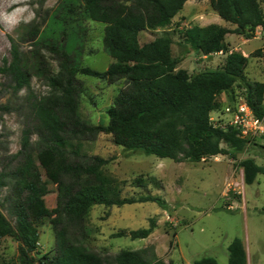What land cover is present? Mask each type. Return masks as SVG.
<instances>
[{"label": "trees", "instance_id": "trees-1", "mask_svg": "<svg viewBox=\"0 0 264 264\" xmlns=\"http://www.w3.org/2000/svg\"><path fill=\"white\" fill-rule=\"evenodd\" d=\"M189 0H62L49 16L43 30L27 36L37 41L41 36L46 47L59 59L60 72L51 79L56 91L52 97L30 104L33 127L23 131L22 148L14 156V166L0 170V190L10 186V211L13 225L0 208V241L6 237L18 243L19 264H165L148 260L142 252L123 250L113 258H105L89 250L84 239L90 235L86 219L92 207L124 206L156 203L167 209L160 196L123 197L115 184L104 178L102 168L109 162L100 156L86 162L72 158L69 151L77 138L93 140L99 134L111 135L115 145L125 151L170 159L175 162H200L207 157L244 153L249 141L237 129L215 126L212 112L220 107L219 97L233 92L235 86L246 89L245 100L253 113L264 118V83H251L245 70L248 58L229 52L226 36L230 33L247 38L258 28L264 29V11L259 0H210L214 11L226 22L236 26L232 31L217 25L184 32V42L191 50L204 56L227 54L220 69L189 74L177 67L180 61L172 55L173 39L162 34L141 45L143 31L168 27ZM104 24V51L112 58L105 71L82 67L79 19ZM166 33V32H165ZM69 36L72 44L68 43ZM13 59L5 60L0 74L11 77L15 92L30 87V62L13 42ZM77 74L106 80L111 84L125 79L114 105L107 111V125H87L80 119ZM2 107V106H1ZM9 110L8 107H3ZM37 137V152L32 137ZM226 144L228 148L222 145ZM40 162L38 164L37 162ZM244 183L252 185L264 167L254 159L241 160ZM43 172L51 174L58 185L57 207L45 211L54 224V253L39 254L40 233L31 209L48 192ZM138 187L141 180L134 182ZM42 214V217L43 215ZM156 228L154 219L148 228L122 233L133 240L146 239ZM229 264H248L243 240L236 238L228 247ZM196 264H218L214 258H203Z\"/></svg>", "mask_w": 264, "mask_h": 264}, {"label": "rangeland", "instance_id": "rangeland-1", "mask_svg": "<svg viewBox=\"0 0 264 264\" xmlns=\"http://www.w3.org/2000/svg\"><path fill=\"white\" fill-rule=\"evenodd\" d=\"M62 0H0V66L12 61L13 42L30 62V87L15 92L11 77L0 74V170L14 166V156L22 148L23 131L33 127L30 104L55 94L51 79L60 72L59 59L46 47L41 36L37 41L27 38L36 29L43 30L49 16ZM264 11V0H259ZM16 8H27L17 23L3 20L4 13ZM31 18L29 19V17ZM79 19L82 47V67L105 71L112 58L104 51L105 25L89 19ZM210 25L234 30L235 25L223 20L212 8L210 0H189L182 11L165 29L143 31L141 45L155 40L162 34L173 39L172 55L180 61L177 70L189 74L204 70L220 69L227 54L204 56L191 50L184 42V32L190 28L203 29ZM166 32V33H165ZM69 36L68 43L72 44ZM229 52H239L249 60L245 70L249 82L264 83V29L258 28L247 38L230 33L226 36ZM80 87L79 115L87 125H107V111L114 105L126 80L111 84L106 80L77 74ZM246 89L236 85L232 92L219 97L220 107L212 112L215 125L226 127L230 116L226 108L245 99ZM2 106V107H1ZM3 107H8L9 110ZM37 137H32L33 151L37 152ZM228 148L226 144L222 145ZM72 158L86 162L100 156L109 162L102 168L104 178L118 186L123 197L153 195L162 197L168 208L156 203H139L124 206L97 205L91 208L86 219L90 235L84 245L105 258H113L123 250L140 251L152 262L165 264H196L203 258H214L218 264H229L228 247L234 239L243 240L248 264H264V175H258L252 185L244 183L243 170L237 164L252 158L264 167V136L255 138L244 153L233 159L228 155L207 157L200 162H175L142 153L125 151L113 142L111 135L99 134L93 140L77 138L69 146ZM14 163V164H13ZM40 164V162H37ZM48 192L42 201L31 209V218L37 221L40 233L39 254L54 253L56 235L54 224L45 211L57 207L58 185L55 178L43 172ZM141 180L138 187L134 182ZM10 186L0 190V208L15 225L7 199ZM42 214L43 217H42ZM154 219L156 228L146 239L133 240L130 231L148 228ZM19 243L12 237L0 241V264H19Z\"/></svg>", "mask_w": 264, "mask_h": 264}, {"label": "built area", "instance_id": "built-area-1", "mask_svg": "<svg viewBox=\"0 0 264 264\" xmlns=\"http://www.w3.org/2000/svg\"><path fill=\"white\" fill-rule=\"evenodd\" d=\"M230 121L226 127L219 126L223 129L233 127L238 130L239 136L246 140H254L257 137L264 136V118H258L249 107L245 99L239 98L238 101L226 108ZM212 119V118H211ZM212 121H214L212 119Z\"/></svg>", "mask_w": 264, "mask_h": 264}, {"label": "clouds", "instance_id": "clouds-1", "mask_svg": "<svg viewBox=\"0 0 264 264\" xmlns=\"http://www.w3.org/2000/svg\"><path fill=\"white\" fill-rule=\"evenodd\" d=\"M25 11H27V8H16L12 13H4L2 15V18L4 21L8 23H17L18 17L21 16ZM31 16L29 17V19Z\"/></svg>", "mask_w": 264, "mask_h": 264}]
</instances>
